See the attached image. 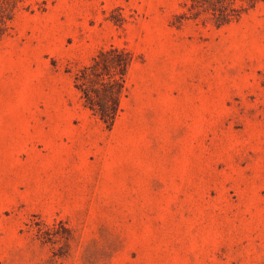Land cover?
Here are the masks:
<instances>
[{
    "label": "rangeland",
    "instance_id": "obj_1",
    "mask_svg": "<svg viewBox=\"0 0 264 264\" xmlns=\"http://www.w3.org/2000/svg\"><path fill=\"white\" fill-rule=\"evenodd\" d=\"M39 1L0 39V264H264V1ZM111 45L107 130L74 74Z\"/></svg>",
    "mask_w": 264,
    "mask_h": 264
},
{
    "label": "trees",
    "instance_id": "obj_2",
    "mask_svg": "<svg viewBox=\"0 0 264 264\" xmlns=\"http://www.w3.org/2000/svg\"><path fill=\"white\" fill-rule=\"evenodd\" d=\"M261 1L264 0H191V3H186L190 14L184 16L195 19L205 13L218 26H223L238 19ZM42 4L39 0H0V39L9 34L18 12L41 10ZM134 61L135 56L129 49L111 45L102 47L89 63L74 74V85L83 105L107 130L113 128L122 110ZM49 231L50 228L44 229V225L37 229L43 240L51 239Z\"/></svg>",
    "mask_w": 264,
    "mask_h": 264
}]
</instances>
